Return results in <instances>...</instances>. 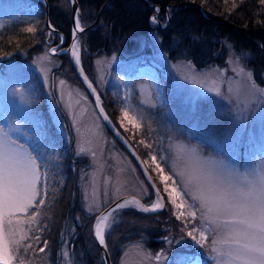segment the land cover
Listing matches in <instances>:
<instances>
[{"label":"rangeland","instance_id":"obj_1","mask_svg":"<svg viewBox=\"0 0 264 264\" xmlns=\"http://www.w3.org/2000/svg\"><path fill=\"white\" fill-rule=\"evenodd\" d=\"M200 1L204 3V0ZM207 1L211 2L209 5L213 3L231 12L243 0ZM258 3L260 5L257 6L264 8L261 0ZM59 5H62L61 1ZM42 7L35 4L27 6L22 0H0V31L17 22L14 34L25 39L22 43L3 45L0 49V128L18 129L17 138L29 152L38 156L37 144L44 134L40 126L48 114L49 125L54 131L51 136L57 135L59 142L66 146L60 156L55 154L47 162V169H41L47 173L49 194L39 217V226L34 225L29 233L30 237H40L32 241L36 251L24 254L22 249L18 250L11 264H18V258L24 259L25 256L26 264H103L91 232L85 227L81 234L82 223L90 221L92 224L99 213L95 209L102 210L117 197L132 196L149 206L154 196L141 198L143 190L152 191L101 123L84 87L76 82L70 62L60 59L59 54H53L52 49L57 48L53 46L61 38L59 34L48 31ZM151 24L156 23L151 21ZM27 28L34 31L29 33ZM218 42L220 50L219 47L212 48V57L218 53L223 56L205 68H197L185 55L171 59L159 48V38L154 29L136 41L142 47L138 50L149 47L150 53L148 63L138 66L133 73L124 72L128 68L125 65L127 55H119L114 50L91 57L88 64L83 60L81 67L101 102H106L115 127L133 146L142 162L148 161L147 165L143 164L165 203L164 209L144 214L148 216L145 220L125 222L120 219L122 224L116 225L111 234V241L120 243L119 249L112 260V255L107 254L109 264H217L223 259L212 251L216 233L205 232L203 247L187 236V231L193 226L199 230L201 223L199 219L191 220L185 230L183 222L175 219L174 210L168 204L158 172L153 170L150 159V153L164 157L158 162L166 168V174L173 176L181 190L184 185L175 171L183 165L176 161L177 169L170 168L175 161L174 145L195 148L201 158L220 159L241 171L253 170L264 162V95L259 94L264 88L252 75L249 77L251 72L244 65L247 53L234 49L224 39ZM23 43L38 45V49L29 54L26 46L20 47ZM75 44L80 51V45ZM222 59L225 66L221 65ZM261 77L264 80V73ZM160 78H166L165 84L172 97V103L167 106ZM61 80L65 81L63 85ZM249 80L258 90L250 98L245 91V82ZM157 108H160L158 115ZM125 110L135 118L138 128L123 119ZM155 120L159 125L157 129ZM141 140L144 144L140 143ZM145 144L151 147L146 148ZM81 148L84 152L78 154ZM62 163L65 167L61 166ZM83 163L86 164L84 167ZM67 190L69 192H63ZM58 195L66 197V202L58 199ZM185 199L194 203L188 196ZM74 205L78 211L69 215V207ZM90 208L94 210L91 213L88 211ZM53 212H57V217L51 220ZM160 221L172 225L170 228L165 225L167 230L163 232L161 242L155 241V244L160 243L159 246L147 247L144 241L149 234H156L153 232L164 228ZM109 222L110 218L106 224ZM203 227L207 229L209 225L205 223ZM196 235L199 238V231ZM44 240L48 241V246L41 253L38 249L43 247ZM161 247L163 249L159 253ZM191 248L195 253L203 252L208 257L206 263L198 259L197 253L185 252ZM94 255L97 258L90 261Z\"/></svg>","mask_w":264,"mask_h":264},{"label":"snow or ice","instance_id":"obj_2","mask_svg":"<svg viewBox=\"0 0 264 264\" xmlns=\"http://www.w3.org/2000/svg\"><path fill=\"white\" fill-rule=\"evenodd\" d=\"M261 3H264V0H261ZM156 11L158 12L159 9ZM76 17V31H83L79 12H76ZM151 19L153 23L157 22L156 16ZM26 31L31 33L34 29L27 28ZM72 47V55L76 57V64L79 65L77 45L73 44ZM58 51L57 48L52 49L53 54ZM85 79L87 82V78ZM64 83L65 81H60L61 85ZM88 87L92 88V83H88ZM245 91L249 98L258 92L250 80L245 82ZM259 94L264 95V91ZM97 101H99L98 97ZM122 116L132 123L134 128L139 127L127 110L123 111ZM17 137H19L18 129L0 128V262L2 264H11L12 257L20 249L24 254L30 250L36 251L32 241L39 240L40 237H30L29 233L33 231L34 225L39 226V217L42 215L49 194L47 173L41 171V166L38 164L39 157L29 152ZM140 143L144 144V141L141 140ZM144 146L151 147L147 144ZM173 151L175 161L170 168L176 170V161L182 163L183 167L175 171V174L181 177L183 190L176 186L177 182L173 180V176L166 174V168L161 167V163L158 162V159L163 161L164 157L150 153V159L151 164L154 165L153 170L158 172L159 182L163 185V193L167 196L168 204L174 210L172 214L175 219L183 222L185 230L191 220L199 219L201 223L199 230L193 226L187 231V236L196 245L203 247L205 232L216 233V238L212 240L214 245L212 251L218 257H223L217 261V264H264V162L253 170L241 171L220 159H203L195 148L174 145ZM83 152L84 149L81 148L78 154ZM143 163L147 165L148 161ZM42 177L45 179L42 180ZM148 181L152 183L156 197L155 203L150 206H142L140 199L134 198L124 199L106 212L99 208L95 209L100 214L95 218L92 234L95 242H98L102 248H107L106 227L107 235L110 236L116 223L115 214L120 210L129 205H135L145 213L165 208L161 193L151 176L148 177ZM169 181L172 183L170 184ZM151 195L152 193L145 189L141 193V198H150ZM185 196L190 197L194 203L185 199ZM88 211L91 213L94 210L90 208ZM110 217L112 224H106ZM205 223L209 225L207 229L203 227ZM198 231L199 238L196 235ZM24 241L28 242L24 243ZM42 243L43 247L38 249L41 253L47 248L48 241L44 240ZM64 255L67 256L68 253L65 252ZM18 264H26V256L24 259L18 258Z\"/></svg>","mask_w":264,"mask_h":264},{"label":"trees","instance_id":"obj_3","mask_svg":"<svg viewBox=\"0 0 264 264\" xmlns=\"http://www.w3.org/2000/svg\"><path fill=\"white\" fill-rule=\"evenodd\" d=\"M22 1L25 2L27 6L35 4L40 8L42 7V3L36 0ZM59 1L62 3L61 6L59 5ZM75 1L79 10V21L83 24L82 27L84 29L78 36L80 40L79 58L82 66L83 60L88 64L91 57L114 50L119 55H127L128 60L125 65L128 68H125L126 71L124 72L133 73L135 68L148 63V54L150 53L149 47H143L147 49L138 50V48L142 47H139L140 45H138V43L136 44V41L142 38L147 31L154 29L159 38V48L161 50L171 59L185 55L197 68H205L213 64L216 58H222L223 55L221 56L219 53L213 58L211 49L219 47L218 41L224 39L225 42L227 41L234 49L247 53L248 57L244 58V65L250 70L257 84L264 88V80L261 77V73H264V8L257 6L260 5L258 3L260 0H243L239 2L234 11L231 12H226V10H222L221 6L214 5L213 3L209 5L211 2L207 0H204V3L200 0ZM45 2L49 23L58 34L64 38L63 46L68 45L71 32L68 0H45ZM156 8L159 9L157 13L155 12V10H157ZM165 9L168 11L167 14L164 12ZM153 14L157 17V22H159L160 25H164L167 18L168 23L166 27L160 28L156 24H151ZM17 27V22H12L5 29L0 31V49L3 45L11 46L22 43L25 40L23 36L14 34ZM25 46L29 54L36 52L35 49L38 47V45L29 43L20 44L21 48H25ZM58 56L60 59L62 58L63 61H68L69 63L65 54H59ZM221 63L222 66H225L223 59ZM69 66L71 67L70 63ZM121 71L123 72V70ZM72 72L74 71L72 70ZM75 77L76 82L82 87L76 75ZM160 81L162 84L163 97L167 102H165L167 106L172 103V97H170L168 88L165 84L166 78H160ZM88 98L90 99L89 96ZM102 107L112 123L115 124L113 118L110 116L106 102H102ZM159 109L160 108H157V115L160 112ZM46 115V120H43L44 124L40 126L44 134L40 144H37L38 164L41 166L42 171L48 168L46 167L47 162L51 160L55 154L58 155L62 151V148H66L64 143L59 142L61 140L58 139L57 135L54 134V137L51 136L54 131L52 130V126L49 125L50 118L48 114ZM154 123L157 129L159 127V125L156 124L158 121L155 120ZM116 143L125 155L130 158L119 143ZM60 155L61 154H59V156ZM130 160L134 164L131 158ZM85 165L86 164L83 163L82 166L84 167ZM61 166L65 167V164L62 163ZM134 166L137 169L135 164ZM139 175L142 178L140 172ZM146 186L150 190L148 185ZM63 192H69V190ZM57 198L66 202V197L64 196L58 195ZM75 211H78L75 205L69 207V215L75 213ZM55 217H57V212H53L50 215L51 220ZM147 217L148 216L133 208H126L115 214L116 223L113 228L118 224H122L120 223V219L125 220V222H135L139 219L145 220ZM164 223L165 221L163 224ZM109 224H112V217H110ZM90 225V221L82 223L80 227L81 234L85 227L90 231ZM165 225L170 228L172 224L170 222L164 224V228L166 229ZM159 228H163V226ZM165 229H157L153 233H163ZM174 230L175 228L172 226V234L175 233ZM107 232L108 229L106 228L107 251L108 254L112 255V260L116 256V251L119 249L118 246L120 243H116L115 240L111 241V235L108 236ZM89 235L87 238H89ZM144 242L147 247H153L155 244L152 239L145 240ZM93 246H95V244ZM193 250V248L188 249V251L194 252L195 250ZM96 255L90 257V261L95 260L97 258Z\"/></svg>","mask_w":264,"mask_h":264},{"label":"water","instance_id":"obj_4","mask_svg":"<svg viewBox=\"0 0 264 264\" xmlns=\"http://www.w3.org/2000/svg\"><path fill=\"white\" fill-rule=\"evenodd\" d=\"M40 2H42L43 5V10H44V24L45 26H47V29L50 33H55L58 34V32L51 27V25L48 22L47 19V9H46V2L44 0H39ZM69 4H70V14H69V24H70V28H71V32H70V41L68 43V45L63 46V37L60 36L61 40L58 44H56L53 47H57L59 49V51L56 53L60 54V53H64L67 55L68 60L71 64V67L73 68V71L75 72V75L77 76L78 80L80 81L81 85L84 87V89L86 90L88 96L90 97L93 107L95 109V112L97 114V116L99 117L101 123L103 124V126L107 129V131L111 134V136L119 143V145L127 152V154L130 156V158L133 160V162L135 163L136 167L138 168L142 178L144 179L145 183L148 185V187L150 188V190L152 191V194L154 196V200L153 203H155V195L153 192V188H152V183H149L148 181V177L150 176L146 167L144 166L142 160L140 159V157L137 155V153L135 152L134 148L131 146V144L126 140V138L119 132V130L115 127V125L111 122V120L109 119V117L107 116V114L105 113L103 107H102V102L101 99L97 93V91L94 89V87L89 88L88 87V83H90V81L88 80L85 72L83 71L82 67H81V63L79 65L76 64V57H74L71 53L70 48L73 46V44H75L77 42L78 46L79 44V34L81 31H76L75 25H76V12H78V8H77V3L75 0H69ZM165 14H167V10H164ZM153 16H155V14H153ZM168 23V19L166 18V23L163 25V27H161V25L156 22V24L160 27V28H164L166 27ZM54 30V31H53ZM51 46V48H53ZM78 51V50H77ZM79 52V51H78ZM77 52V55L79 56V53ZM87 78V82L86 79ZM93 89L95 91H93ZM97 97L99 98V101H97ZM99 104V106H97ZM101 110H103V114H101ZM105 117H107V119H105ZM153 181V179H152ZM154 182V181H153ZM157 188V186H156ZM158 189V188H157ZM135 197L132 196H122L119 198H116L114 201H112L111 203H109L107 206H105L102 211H108L110 210L112 207L115 206L116 203L122 202L124 199H134ZM137 199V198H135ZM142 206H148L143 204L140 201ZM131 207H133L136 211L142 213V214H150V213H154V212H143L141 211L139 208H137L135 205H129ZM128 206V207H129ZM150 206V205H149ZM159 211V210H157ZM155 211V212H157ZM100 213H98L97 215H99ZM96 215V216H97ZM96 216L93 218L92 224H91V236L93 238L94 243L96 244L99 252H100V256L101 259L103 261V264H109L108 259H107V252L105 248H102L98 242H95V238L94 235L92 234V230L94 229V222H95V218Z\"/></svg>","mask_w":264,"mask_h":264},{"label":"flooded vegetation","instance_id":"obj_5","mask_svg":"<svg viewBox=\"0 0 264 264\" xmlns=\"http://www.w3.org/2000/svg\"><path fill=\"white\" fill-rule=\"evenodd\" d=\"M163 229H165V228H163ZM78 235H80L79 233H77ZM150 239H152L154 242L155 241H162L163 240V233H159V234H149V237L147 238V240H150ZM162 244V243H161ZM160 245V243H158V244H154V246H159ZM69 248H71V246H69ZM163 248L161 247L158 251H159V253H161L160 252V250H162Z\"/></svg>","mask_w":264,"mask_h":264},{"label":"bare ground","instance_id":"obj_6","mask_svg":"<svg viewBox=\"0 0 264 264\" xmlns=\"http://www.w3.org/2000/svg\"><path fill=\"white\" fill-rule=\"evenodd\" d=\"M70 50H71V53H72V51H73V47H71ZM76 52H77V49H76ZM143 180H144V179H143Z\"/></svg>","mask_w":264,"mask_h":264}]
</instances>
